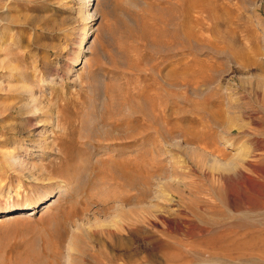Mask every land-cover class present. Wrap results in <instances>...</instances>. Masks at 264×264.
Masks as SVG:
<instances>
[{
    "label": "rangeland",
    "instance_id": "obj_1",
    "mask_svg": "<svg viewBox=\"0 0 264 264\" xmlns=\"http://www.w3.org/2000/svg\"><path fill=\"white\" fill-rule=\"evenodd\" d=\"M0 264H264V0H0Z\"/></svg>",
    "mask_w": 264,
    "mask_h": 264
},
{
    "label": "bare ground",
    "instance_id": "obj_2",
    "mask_svg": "<svg viewBox=\"0 0 264 264\" xmlns=\"http://www.w3.org/2000/svg\"><path fill=\"white\" fill-rule=\"evenodd\" d=\"M92 1H94V0H92ZM86 40V39H85ZM83 59V58H82ZM82 63H84V59L82 60ZM259 87H261V86H259ZM101 101V100H100ZM96 103V102H95ZM39 102H38V100L37 99H33V101H32V107H33V109H34V112H36L37 110H38V107H39ZM96 105V104H95ZM95 105H92V107H95ZM90 106V105H89ZM88 106V108H90ZM105 107V106H104ZM102 108H103V104H99V105H96V107H95V110H101L102 111ZM104 109V108H103ZM55 112V111H54ZM129 114H131V113H129ZM99 116V115H98ZM96 119V118H95ZM100 119H101V121H102V123H103V125H105V122H104V120H103V118H102V116H100ZM231 121H232V117L229 119V121H228V123L230 124L231 123ZM229 124H227V127H228V125ZM98 125V124H97ZM101 126L100 127V133H105V134H110V131L111 130H114V128L112 129V128H107L109 125H107V126ZM86 126V125H85ZM116 127H118V126H116ZM84 128H87V127H84ZM92 132V131H91ZM115 132V131H114ZM111 136V135H110ZM113 136H115V135H113ZM89 139V138H88ZM10 157V155H8V158ZM13 162H12V165H19V164H21V160L16 156L13 160H12ZM88 161V160H87ZM94 161V160H93ZM96 164V163H95ZM98 165V164H97ZM83 172V171H82ZM79 174V173H78ZM80 176L81 175H79L78 176V180L80 179ZM91 176V175H90ZM134 178V177H133ZM90 179V178H89ZM88 183V182H87ZM92 183V182H91ZM49 202H46L45 204H43V208L41 209V212H45V210L47 209V207H49V205H50V203L48 204ZM13 209V208H12ZM5 211V210H4ZM8 211V210H7ZM29 213L28 214H32V210H29L28 211ZM19 216H25V215H23V214H20ZM18 217V216H17ZM80 231V230H79ZM84 231H81V237H83L85 234L83 233ZM76 236V235H75ZM77 237V236H76ZM37 257V256H36ZM38 258V257H37Z\"/></svg>",
    "mask_w": 264,
    "mask_h": 264
}]
</instances>
